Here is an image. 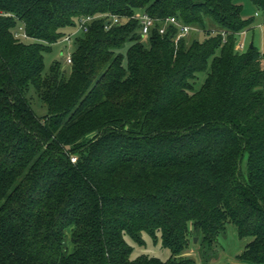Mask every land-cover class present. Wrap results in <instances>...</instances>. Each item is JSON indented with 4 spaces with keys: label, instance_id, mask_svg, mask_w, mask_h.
<instances>
[{
    "label": "trees",
    "instance_id": "trees-1",
    "mask_svg": "<svg viewBox=\"0 0 264 264\" xmlns=\"http://www.w3.org/2000/svg\"><path fill=\"white\" fill-rule=\"evenodd\" d=\"M236 1L0 0V264H199L228 224L252 238L238 260L264 264V53L237 49L254 21ZM142 13L205 37L159 21L143 38ZM143 234L171 257L133 259Z\"/></svg>",
    "mask_w": 264,
    "mask_h": 264
},
{
    "label": "rangeland",
    "instance_id": "rangeland-1",
    "mask_svg": "<svg viewBox=\"0 0 264 264\" xmlns=\"http://www.w3.org/2000/svg\"><path fill=\"white\" fill-rule=\"evenodd\" d=\"M237 5L241 7L242 16L245 20H253V24L246 30V35H240L238 37V43L244 41L245 47L254 44L259 48V50L264 53V14L259 12L251 0H237ZM256 13H259L260 16H256ZM197 30L190 32L187 35V38L199 37L203 39L205 34H203L202 29L192 26ZM212 28H215L211 24ZM211 28V29H212ZM29 42L31 40H28ZM129 43L127 44L128 47ZM126 47V48H127ZM74 45L69 46L66 44L53 45L52 51L45 53V72H48L52 63L56 60H60L62 66L66 69L68 68L66 56L69 53L72 54L74 51ZM220 51H217V55ZM209 69L205 72L198 74L197 79L194 81L193 86L195 91L201 89L203 84L206 81L208 76ZM30 105L34 112L39 117H45L48 114V107L46 103L39 97L37 92L31 88L27 93ZM71 235V234H70ZM69 235V239H70ZM145 240V245L140 246L136 244L132 239L128 238L129 244L134 248L132 258L135 259L141 255H147L149 257H156L163 261L168 260L171 257V252L164 248L161 241V235L158 234L157 241L151 238L147 234H143ZM252 240V238H240L238 235L237 228L233 224H228L226 232L219 236L218 241L214 247V250L211 252L208 260L204 261L201 259V254L198 248L190 251V255L194 258L199 264H256L252 262H240L238 256H240L246 249L247 244ZM199 241V239H198ZM198 241L196 243H198ZM72 246V244H71ZM73 250V247H70V251Z\"/></svg>",
    "mask_w": 264,
    "mask_h": 264
},
{
    "label": "built area",
    "instance_id": "built-area-1",
    "mask_svg": "<svg viewBox=\"0 0 264 264\" xmlns=\"http://www.w3.org/2000/svg\"><path fill=\"white\" fill-rule=\"evenodd\" d=\"M256 16H260L259 13H256ZM136 19H138L140 21V33L141 35L143 36V38H147L152 30V28H154L157 24V22H159L160 20H157L153 17H151L150 15H148L147 13H142L136 17H134ZM96 19V17L94 16H86V17H83L79 20L78 22V27H77V30H76V33L77 32H89L90 30V26L91 24L93 23V21ZM110 21H112V24H119L121 23V18L119 17H112L111 20L107 21L106 24H107V29L109 28V24H110ZM161 23V27H160V32L161 33H165L168 26H174L178 29L179 31V35L180 36H185V35H188L191 31H194V30H197L196 28L194 27H191V26H188L184 23H182L179 19H177L176 17H169L163 21H160ZM199 31V30H197ZM213 33H216V30H213ZM223 34H225L224 31H222ZM246 31L242 32L241 35H245ZM75 34V33H74ZM73 35H70V36H67L64 40H63V44L64 43H67L69 46H71L72 44V41H73ZM17 38L18 37H24L26 38L27 35L25 34V32L22 30V28L16 33L15 35ZM245 48V43L244 41L238 43L237 45V49L239 51H242L243 49ZM66 58V61H67V64H71L72 63V54L68 52L67 56L65 57ZM76 157H72L71 160L73 162H76Z\"/></svg>",
    "mask_w": 264,
    "mask_h": 264
},
{
    "label": "water",
    "instance_id": "water-1",
    "mask_svg": "<svg viewBox=\"0 0 264 264\" xmlns=\"http://www.w3.org/2000/svg\"><path fill=\"white\" fill-rule=\"evenodd\" d=\"M195 242H197L198 241V238H195V240H194Z\"/></svg>",
    "mask_w": 264,
    "mask_h": 264
},
{
    "label": "crops",
    "instance_id": "crops-1",
    "mask_svg": "<svg viewBox=\"0 0 264 264\" xmlns=\"http://www.w3.org/2000/svg\"><path fill=\"white\" fill-rule=\"evenodd\" d=\"M246 35V34H245Z\"/></svg>",
    "mask_w": 264,
    "mask_h": 264
}]
</instances>
